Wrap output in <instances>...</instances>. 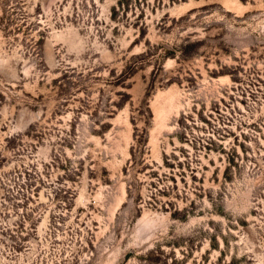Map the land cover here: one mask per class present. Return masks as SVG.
Listing matches in <instances>:
<instances>
[{
    "label": "rangeland",
    "instance_id": "rangeland-1",
    "mask_svg": "<svg viewBox=\"0 0 264 264\" xmlns=\"http://www.w3.org/2000/svg\"><path fill=\"white\" fill-rule=\"evenodd\" d=\"M0 264H264V0H0Z\"/></svg>",
    "mask_w": 264,
    "mask_h": 264
}]
</instances>
